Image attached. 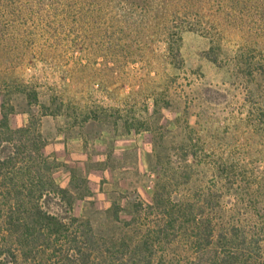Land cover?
Segmentation results:
<instances>
[{
  "label": "rangeland",
  "instance_id": "374dc122",
  "mask_svg": "<svg viewBox=\"0 0 264 264\" xmlns=\"http://www.w3.org/2000/svg\"><path fill=\"white\" fill-rule=\"evenodd\" d=\"M217 3L201 11L206 28L172 35L130 0H45L38 13L0 3V118L11 111L12 126L41 132L55 165L44 209L83 232L70 258L52 239L16 264H192L180 223L164 227L157 192L222 228L260 226L264 0ZM3 191L0 182V232Z\"/></svg>",
  "mask_w": 264,
  "mask_h": 264
},
{
  "label": "trees",
  "instance_id": "16d2710c",
  "mask_svg": "<svg viewBox=\"0 0 264 264\" xmlns=\"http://www.w3.org/2000/svg\"><path fill=\"white\" fill-rule=\"evenodd\" d=\"M44 1L0 0V3L13 4L17 12L27 10L30 5L31 11L36 8L38 13ZM213 1L218 2L219 8H234L246 0H130L140 9L142 18H159L161 22L171 24L168 27L170 35L182 29L206 28L200 14ZM169 51L179 58V43L170 41ZM24 92L29 103L38 102L35 90L24 89ZM10 112L3 111L0 118V182L4 188L1 198L6 208L0 232V264H16L22 250L52 239L55 243L66 241V254L72 253V257L79 251L78 239L83 238V232L68 233L69 225L46 211L42 201L46 193L52 192L48 191V186L55 187L52 176L55 165L43 153L45 139L33 122L24 127L12 126ZM163 200V195L157 192L155 202L164 208V227L168 230L180 223L182 236L194 251L192 264H264V215L260 218V226L222 228L203 215L197 216L195 206L190 202L171 204L169 200L166 203ZM78 222L77 218L71 217V223ZM86 229L87 239L94 238L88 222ZM68 254L66 258H70ZM135 262L131 264L146 261L138 259Z\"/></svg>",
  "mask_w": 264,
  "mask_h": 264
},
{
  "label": "crops",
  "instance_id": "0c3cea01",
  "mask_svg": "<svg viewBox=\"0 0 264 264\" xmlns=\"http://www.w3.org/2000/svg\"><path fill=\"white\" fill-rule=\"evenodd\" d=\"M68 141H69V139H67ZM65 142V141H64ZM65 145H67V146H70V144L68 143V142H66V144ZM69 150H71V149H69ZM73 164H75V162H73ZM68 165V166H67ZM71 161H67L66 162V167H68L69 168V171L66 173L67 175H69V174H71ZM68 178L65 180V182H66V186H69V184H70V181H71V176L69 175V176H67ZM96 186V185H95ZM90 191H95V190H90Z\"/></svg>",
  "mask_w": 264,
  "mask_h": 264
}]
</instances>
